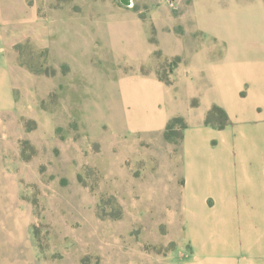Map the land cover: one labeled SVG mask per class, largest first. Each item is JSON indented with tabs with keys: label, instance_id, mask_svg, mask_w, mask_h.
<instances>
[{
	"label": "rangeland",
	"instance_id": "obj_1",
	"mask_svg": "<svg viewBox=\"0 0 264 264\" xmlns=\"http://www.w3.org/2000/svg\"><path fill=\"white\" fill-rule=\"evenodd\" d=\"M240 39L264 0H0V264H193L194 60Z\"/></svg>",
	"mask_w": 264,
	"mask_h": 264
},
{
	"label": "crops",
	"instance_id": "obj_2",
	"mask_svg": "<svg viewBox=\"0 0 264 264\" xmlns=\"http://www.w3.org/2000/svg\"><path fill=\"white\" fill-rule=\"evenodd\" d=\"M225 44L194 60L193 264H264V39Z\"/></svg>",
	"mask_w": 264,
	"mask_h": 264
},
{
	"label": "trees",
	"instance_id": "obj_3",
	"mask_svg": "<svg viewBox=\"0 0 264 264\" xmlns=\"http://www.w3.org/2000/svg\"><path fill=\"white\" fill-rule=\"evenodd\" d=\"M215 117H219L221 119L219 126H223L226 119V115L221 108L212 107V109L207 114V118H206L207 123H211Z\"/></svg>",
	"mask_w": 264,
	"mask_h": 264
}]
</instances>
